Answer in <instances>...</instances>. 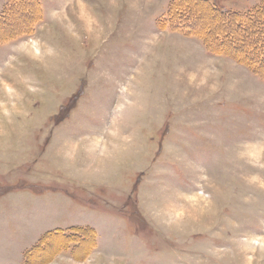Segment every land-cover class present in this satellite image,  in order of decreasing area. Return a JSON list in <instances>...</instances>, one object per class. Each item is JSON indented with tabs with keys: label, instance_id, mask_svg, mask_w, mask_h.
I'll return each mask as SVG.
<instances>
[{
	"label": "rangeland",
	"instance_id": "obj_1",
	"mask_svg": "<svg viewBox=\"0 0 264 264\" xmlns=\"http://www.w3.org/2000/svg\"><path fill=\"white\" fill-rule=\"evenodd\" d=\"M172 1L0 0V264H264V78Z\"/></svg>",
	"mask_w": 264,
	"mask_h": 264
},
{
	"label": "trees",
	"instance_id": "obj_2",
	"mask_svg": "<svg viewBox=\"0 0 264 264\" xmlns=\"http://www.w3.org/2000/svg\"><path fill=\"white\" fill-rule=\"evenodd\" d=\"M29 1L26 2L24 0L25 4H27V7L30 8L31 2ZM203 11L205 12V14ZM198 12H203L202 14L206 16L207 14L213 15V19H210L209 16L206 18V19L209 18L207 21L210 20V23L211 22L212 23L211 24L208 23L203 27L207 35L214 33L218 29L217 28L218 26L216 27V22L218 21H219L218 24L222 22L224 26H226L227 22L237 24L238 28L235 27L234 29H230L231 32H229L231 34L232 42L230 43L231 48L229 47L228 54L234 59L238 60L239 62L245 63L254 72H256L257 74H259L264 78V67H261V64H264V44L262 46L261 43L264 41V0L256 8L252 9V11L250 12L221 10L212 6V4H210L207 0H173L168 15L165 18L167 20V23H169V25H171L174 28L179 27L180 30H184L185 32L198 33L200 36L204 38L207 47L211 49L213 48L215 42L213 41L214 42L213 43L212 40L209 37H207V35L205 36V34H203L200 31V29L195 28L196 20L193 19V17H195L194 15H196V13ZM201 19H204L203 15ZM213 21L216 22L214 23ZM5 29L8 28L5 26ZM254 36L258 38L259 44L255 45L254 43V45H252L250 49L248 47V43L245 42V40L247 38L249 39L250 37H254ZM239 39H244V43L239 42ZM223 43L220 45H225V43L224 44ZM226 47L228 48V45ZM242 50H246V53H241ZM83 234L84 233H81V231H78V228L70 237L66 233L63 232L61 233V231H55L51 235L50 238L51 240L48 242L47 240H43L42 245H40V247L42 246L43 249L46 248L45 250H47L52 245H54V247L52 246L53 248L52 252H57L59 250L66 249L68 247L63 245V240L64 242H66V245H69V242H71L75 238L77 239V235H79L81 238ZM89 235L91 236L92 234L90 233ZM86 236L87 235H85L82 238H87ZM49 243L52 244L48 246L47 244ZM75 248L79 249L81 247L77 246ZM77 255L80 256V254Z\"/></svg>",
	"mask_w": 264,
	"mask_h": 264
},
{
	"label": "crops",
	"instance_id": "obj_3",
	"mask_svg": "<svg viewBox=\"0 0 264 264\" xmlns=\"http://www.w3.org/2000/svg\"><path fill=\"white\" fill-rule=\"evenodd\" d=\"M67 248H68V247H67ZM67 248H66V249H67ZM67 250H69V249H67ZM70 251H71V254H73V255H75V256H77V254H80V253H79V249H77V248H74V249L71 248ZM61 254H62V253H61ZM87 254H88V253H87ZM59 255H60V254H59ZM78 258H79V257H75L74 260H76V259H78Z\"/></svg>",
	"mask_w": 264,
	"mask_h": 264
},
{
	"label": "bare ground",
	"instance_id": "obj_4",
	"mask_svg": "<svg viewBox=\"0 0 264 264\" xmlns=\"http://www.w3.org/2000/svg\"><path fill=\"white\" fill-rule=\"evenodd\" d=\"M209 18H210V17H209ZM209 18H208V19H209ZM208 19H206V20H208ZM204 20H205V19H204ZM211 21H212V20H211ZM207 22H208V21H207ZM213 22H214V21H213ZM211 23H212V22H211ZM211 23H210V20H209V24H211Z\"/></svg>",
	"mask_w": 264,
	"mask_h": 264
}]
</instances>
